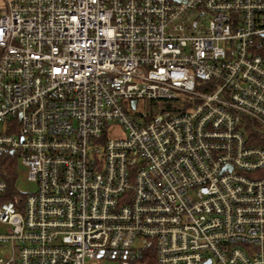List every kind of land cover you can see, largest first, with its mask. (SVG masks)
<instances>
[{
  "label": "built area",
  "instance_id": "obj_1",
  "mask_svg": "<svg viewBox=\"0 0 264 264\" xmlns=\"http://www.w3.org/2000/svg\"><path fill=\"white\" fill-rule=\"evenodd\" d=\"M0 225V264H264V0H0Z\"/></svg>",
  "mask_w": 264,
  "mask_h": 264
},
{
  "label": "rangeland",
  "instance_id": "obj_2",
  "mask_svg": "<svg viewBox=\"0 0 264 264\" xmlns=\"http://www.w3.org/2000/svg\"><path fill=\"white\" fill-rule=\"evenodd\" d=\"M117 130L113 131L110 135L112 136H120L122 133L121 130L116 128ZM17 179L15 181V188L21 194H29L35 191L36 184L29 180L28 178V170L25 168L21 162L19 165L17 164ZM5 227L0 225V233L4 232ZM5 248H0V257H4L5 253L2 252ZM85 264H117L116 261L109 260H87Z\"/></svg>",
  "mask_w": 264,
  "mask_h": 264
},
{
  "label": "trees",
  "instance_id": "obj_3",
  "mask_svg": "<svg viewBox=\"0 0 264 264\" xmlns=\"http://www.w3.org/2000/svg\"><path fill=\"white\" fill-rule=\"evenodd\" d=\"M1 170H2L1 172L2 176L9 183L11 191H13V194L6 196V199H12L13 195L16 193L15 181L17 179V175H16L17 163L14 162L13 164V162L12 163L5 162L2 164Z\"/></svg>",
  "mask_w": 264,
  "mask_h": 264
}]
</instances>
